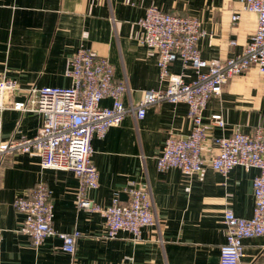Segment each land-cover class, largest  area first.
<instances>
[{
	"label": "crops",
	"instance_id": "0c3cea01",
	"mask_svg": "<svg viewBox=\"0 0 264 264\" xmlns=\"http://www.w3.org/2000/svg\"><path fill=\"white\" fill-rule=\"evenodd\" d=\"M148 6L198 19L205 34L197 48L206 60L240 53L255 27V15L245 11H240L236 23L230 22L231 12L240 8L238 0H0V73L21 88L6 97V105L23 100L22 89L31 85L68 86L65 62L79 46L108 59L113 79L126 83L121 97L125 105L138 101L143 89L163 87L155 53L137 43V22ZM168 70L180 73L185 81L195 75L190 67L181 68L179 60L171 62ZM99 105L109 106L110 100L103 98ZM186 110L182 102H159L148 106L142 118L126 114L102 138L91 139L98 185L88 189L86 196L106 206L115 194L126 202V189L131 186L150 191L155 221L141 229L137 241L126 233L114 239L100 237L102 217L75 207L77 180L70 171L40 169L38 159L25 153L4 156L0 161V264H218L224 241L222 210L230 207L237 217L251 216V183L257 170L237 165L222 176L207 163L195 174L176 168L157 170L155 159L168 131L186 135L190 129ZM213 113L220 114L224 125L209 130L202 146L205 158L215 151L214 136L264 129V74L250 68L227 81L207 101L204 122ZM0 117L2 139L31 136L42 122V115L31 111L4 109ZM38 182L49 191L53 229L81 233L73 255L60 249L57 236L32 247L19 232L23 216L11 203ZM263 244L260 236L242 239V264H264Z\"/></svg>",
	"mask_w": 264,
	"mask_h": 264
},
{
	"label": "built area",
	"instance_id": "2783aa9c",
	"mask_svg": "<svg viewBox=\"0 0 264 264\" xmlns=\"http://www.w3.org/2000/svg\"><path fill=\"white\" fill-rule=\"evenodd\" d=\"M238 3L240 8L231 12L230 22L238 21L240 11L253 13L254 30L240 53L210 60L201 58L198 52L197 41L205 34L198 19L154 6L146 7L137 22L140 29L137 43L155 53L158 80L165 85L143 89L138 101L126 105L121 100L126 83L113 79V67L107 58L83 46L66 59L63 73L71 81L66 87L31 85L22 89L23 100L6 105V97L21 88L0 73V113L12 109L42 115L41 124L31 136L18 134L2 139L0 135V161L6 155L25 153L38 159L40 169L70 171L77 180L75 207L102 217L100 237L114 239L119 233H126L131 241H137L141 229L155 221L150 191L146 187L131 186L126 189V202H121L115 194L106 206L86 196L88 189L98 185L97 170L91 160V139L102 138L107 129L119 124L126 114L140 119L150 105L182 102L186 105L190 129L186 135L168 131L155 167L195 174L207 163L222 176L237 165L246 171L257 170L251 183V216L237 217L230 207L222 210L224 241L218 249V264H242V239L264 237V129L255 127L250 133L235 130L228 136H214L213 154L205 158L202 153L209 130L224 125L217 113L204 122L202 112L207 101L217 96L227 81L250 68L264 74V0H238ZM228 43L232 45L234 41ZM175 60H179L181 68L190 67L194 71L193 79L185 81L180 73L168 70ZM103 98L110 100L109 106L99 105ZM11 204L23 216L19 232L29 238L32 247H37L46 237L57 236L61 240L60 249L74 254L81 233L76 229L67 233L53 229L49 191L42 182L35 183L30 193L14 198Z\"/></svg>",
	"mask_w": 264,
	"mask_h": 264
}]
</instances>
